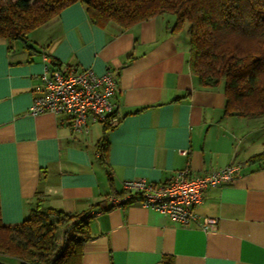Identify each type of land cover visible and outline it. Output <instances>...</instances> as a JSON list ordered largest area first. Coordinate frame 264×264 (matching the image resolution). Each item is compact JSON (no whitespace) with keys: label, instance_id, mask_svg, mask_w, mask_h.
<instances>
[{"label":"crops","instance_id":"1","mask_svg":"<svg viewBox=\"0 0 264 264\" xmlns=\"http://www.w3.org/2000/svg\"><path fill=\"white\" fill-rule=\"evenodd\" d=\"M163 13L127 28L93 23L76 1L11 48L0 40V216L19 224L43 208L88 212L90 238L81 264H264V118L224 115L223 86L203 87L189 65L186 27ZM49 70L90 67L118 76L119 123L108 133L103 164L101 122L73 132L63 114H30ZM241 165L234 181L210 187L196 207L215 218L203 229L182 225L140 202L114 205L123 182L169 180L188 168L202 175Z\"/></svg>","mask_w":264,"mask_h":264},{"label":"trees","instance_id":"2","mask_svg":"<svg viewBox=\"0 0 264 264\" xmlns=\"http://www.w3.org/2000/svg\"><path fill=\"white\" fill-rule=\"evenodd\" d=\"M80 2L97 25L122 28L163 13L175 16L173 30L186 27L189 65L203 87L223 86L224 115L264 118V0H0V40L8 48L27 43V34ZM97 150L106 163L109 131L101 122ZM88 212L43 208L38 200L19 223L0 216V261L21 264H81L82 244L90 238ZM160 264H173L165 257Z\"/></svg>","mask_w":264,"mask_h":264},{"label":"built area","instance_id":"3","mask_svg":"<svg viewBox=\"0 0 264 264\" xmlns=\"http://www.w3.org/2000/svg\"><path fill=\"white\" fill-rule=\"evenodd\" d=\"M40 79L44 91L34 96L28 111L30 114L50 112L63 114L71 130L85 134L88 120L116 124L118 76L106 69L102 73L90 67L68 70L44 67ZM241 176V165L229 164L202 175L192 174L188 168L177 170L167 181L150 182L130 179L123 182V194H110L114 205L140 202L155 209L182 225L198 222L203 229L216 224L215 218H199L195 209L203 202L204 192Z\"/></svg>","mask_w":264,"mask_h":264},{"label":"rangeland","instance_id":"4","mask_svg":"<svg viewBox=\"0 0 264 264\" xmlns=\"http://www.w3.org/2000/svg\"><path fill=\"white\" fill-rule=\"evenodd\" d=\"M6 258H7L6 259L7 262H4V261H2V262L6 263V264H21L18 260L14 259V258H9V257H6Z\"/></svg>","mask_w":264,"mask_h":264},{"label":"water","instance_id":"5","mask_svg":"<svg viewBox=\"0 0 264 264\" xmlns=\"http://www.w3.org/2000/svg\"><path fill=\"white\" fill-rule=\"evenodd\" d=\"M0 264H6V263H4V262L0 261Z\"/></svg>","mask_w":264,"mask_h":264},{"label":"bare ground","instance_id":"6","mask_svg":"<svg viewBox=\"0 0 264 264\" xmlns=\"http://www.w3.org/2000/svg\"><path fill=\"white\" fill-rule=\"evenodd\" d=\"M48 67V66H47ZM49 68V67H48Z\"/></svg>","mask_w":264,"mask_h":264}]
</instances>
